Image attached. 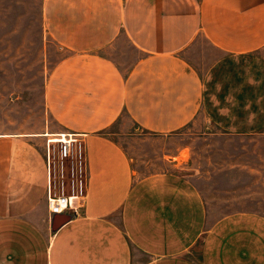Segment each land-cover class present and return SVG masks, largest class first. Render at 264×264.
Returning <instances> with one entry per match:
<instances>
[{"label": "crops", "instance_id": "obj_1", "mask_svg": "<svg viewBox=\"0 0 264 264\" xmlns=\"http://www.w3.org/2000/svg\"><path fill=\"white\" fill-rule=\"evenodd\" d=\"M41 22L68 55L46 81L53 125L0 132V264H264V213L214 217L178 172L189 146L164 161L177 171L140 174L121 141L201 119L264 134V0H42ZM48 133L83 135L88 153L82 208L58 232Z\"/></svg>", "mask_w": 264, "mask_h": 264}, {"label": "rangeland", "instance_id": "obj_2", "mask_svg": "<svg viewBox=\"0 0 264 264\" xmlns=\"http://www.w3.org/2000/svg\"><path fill=\"white\" fill-rule=\"evenodd\" d=\"M41 3L0 0V132L42 133L53 125L45 104L46 81L68 52L45 38ZM202 122L196 131L186 129L174 137L136 128L132 137L121 141L140 174L177 171L164 161L189 146L185 155L193 152V160L178 172L195 177L214 217L246 210L264 213V134H224L214 128L203 129ZM118 129L116 126L113 132ZM88 180L86 174L87 190ZM73 194L69 184L66 195Z\"/></svg>", "mask_w": 264, "mask_h": 264}, {"label": "built area", "instance_id": "obj_3", "mask_svg": "<svg viewBox=\"0 0 264 264\" xmlns=\"http://www.w3.org/2000/svg\"><path fill=\"white\" fill-rule=\"evenodd\" d=\"M46 160L49 172L48 204L50 212L78 213L86 194L84 178L89 175L87 146L83 135L60 133L48 135ZM73 195L68 196V185ZM76 191L78 194H76Z\"/></svg>", "mask_w": 264, "mask_h": 264}, {"label": "water", "instance_id": "obj_4", "mask_svg": "<svg viewBox=\"0 0 264 264\" xmlns=\"http://www.w3.org/2000/svg\"><path fill=\"white\" fill-rule=\"evenodd\" d=\"M72 215L55 214L52 220V230L58 232L64 225L71 221Z\"/></svg>", "mask_w": 264, "mask_h": 264}, {"label": "bare ground", "instance_id": "obj_5", "mask_svg": "<svg viewBox=\"0 0 264 264\" xmlns=\"http://www.w3.org/2000/svg\"><path fill=\"white\" fill-rule=\"evenodd\" d=\"M47 135H50V134H47Z\"/></svg>", "mask_w": 264, "mask_h": 264}]
</instances>
